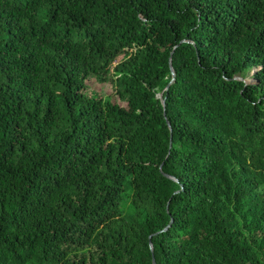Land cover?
<instances>
[{"label":"trees","instance_id":"trees-1","mask_svg":"<svg viewBox=\"0 0 264 264\" xmlns=\"http://www.w3.org/2000/svg\"><path fill=\"white\" fill-rule=\"evenodd\" d=\"M154 261L264 264V0H0V264Z\"/></svg>","mask_w":264,"mask_h":264},{"label":"rangeland","instance_id":"rangeland-1","mask_svg":"<svg viewBox=\"0 0 264 264\" xmlns=\"http://www.w3.org/2000/svg\"><path fill=\"white\" fill-rule=\"evenodd\" d=\"M256 69H251L249 72V77L246 79L247 81L252 80V75L254 74ZM87 91L89 93H93L94 95L103 96L105 98L111 97L113 101H116L120 104H125L124 102L120 101L119 98L115 95L113 84L108 81L102 83L98 81L94 77H90L87 80Z\"/></svg>","mask_w":264,"mask_h":264},{"label":"water","instance_id":"water-1","mask_svg":"<svg viewBox=\"0 0 264 264\" xmlns=\"http://www.w3.org/2000/svg\"><path fill=\"white\" fill-rule=\"evenodd\" d=\"M173 75H174V72H173ZM173 81H174V77H173L172 81L169 83V85L167 86V88L170 86V84H171ZM161 96H162V93H161ZM163 104L165 105V99H163ZM164 115L166 116V111L164 112ZM168 125H169V127L171 128V124H170L169 121H168ZM166 229H167V228H166ZM154 264H156L155 261H154Z\"/></svg>","mask_w":264,"mask_h":264}]
</instances>
